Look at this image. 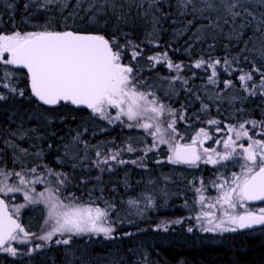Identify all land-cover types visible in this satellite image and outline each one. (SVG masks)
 Returning <instances> with one entry per match:
<instances>
[{
	"label": "snow or ice",
	"instance_id": "1",
	"mask_svg": "<svg viewBox=\"0 0 264 264\" xmlns=\"http://www.w3.org/2000/svg\"><path fill=\"white\" fill-rule=\"evenodd\" d=\"M199 2L202 7H197L195 0H178L181 8L187 10L191 6L193 12L208 19L209 29L223 31L224 25H230L229 38L238 39L245 30L252 29L253 35L258 34L257 39L260 41L256 51L264 61V0ZM158 3L159 0H124L122 4H118L117 0H88L84 11L90 14L88 21L92 24L97 23L98 18L108 11L115 16L118 23H126L128 16L122 11L125 4L129 9L135 6L141 10L142 16L147 17L150 12L159 10L154 7ZM83 4L84 0H76L77 8ZM253 4L261 9L258 15L252 9ZM8 7L12 5L9 4ZM24 7H35L38 12L55 9L63 13L69 5L66 0H30ZM206 13L208 15L205 16ZM76 14L73 10L72 15ZM157 22L153 17V23ZM142 53L141 46L131 40L121 44L115 36L106 38L99 32H81L68 27L57 30L49 24L32 31L13 30L11 33H0V90H6L0 91V101H7L10 97H26L38 105L50 108L71 105L77 109H87L93 117L106 121L109 125L115 126L118 123L130 130H141L143 138L135 143L129 138L121 146H115L114 142H111L114 145L112 148L95 146L96 159L92 164L101 173L112 171L116 165L129 163L147 168L145 160L150 158L149 153L160 154L162 148L166 149V159H156L158 164L166 162L198 168L201 163L216 167L235 161L240 168L239 173L232 172L229 178L218 169L216 179L211 182L218 190L217 196H205V182L199 181L201 186L195 187L198 197L196 202L201 209L208 208L210 211H201L193 218L199 222L197 226L203 232L223 234L254 228L264 229V207L258 211L248 210L246 207L250 202L264 201V120L249 119L235 125L219 127L221 121L211 119L207 123L210 128L216 126L215 132L227 130L223 139L213 140L209 129L202 127L190 142H182L184 137L179 132L177 123L186 119L183 109L177 110L165 104L139 74L137 66L128 62L129 57L131 61H136ZM147 59L154 62L153 66L163 63L169 71H175L176 75L173 77L164 78L171 84L177 81L188 83L180 75L183 66L169 59L167 52L149 55ZM237 63V60H229L227 57L223 60L199 58L193 67L204 71L210 69L208 82L213 85L218 83V69L228 75L237 71L236 79L244 93L248 96L264 97V64L260 67L253 64L249 71H245L234 68L233 65ZM21 73L26 78L27 92L25 88L18 86ZM223 84L225 88L235 86L232 80H224ZM208 107L204 104L202 110L207 111ZM252 129L259 131L252 132ZM29 131L36 130L25 129L21 124L10 135L23 140ZM149 137L150 141L145 139ZM208 140L222 145L223 151L211 146L204 147ZM5 143L12 149L14 166L9 169L0 157V196L22 193L28 204L44 203L47 218L44 220L46 227L42 229V234L27 231L9 214L6 201L0 198V251L16 257L18 250L9 242L30 244L32 238L43 242L35 245V249L50 243L70 245L74 237L80 236H103L106 240L117 238L114 235L117 231L115 222L111 220L115 205L111 201H104L101 205L90 199L85 203L75 193H65L71 182L66 173L47 164L28 165L27 157L32 155L28 148L21 147L12 140ZM80 143L77 134L71 144L65 145V155L76 159L73 153ZM84 147L87 148L88 145L85 143ZM125 152H139L141 155L136 159H124ZM34 155L40 158L42 153L36 152ZM164 179L167 180L168 177ZM38 184L45 186L43 191H36L35 186ZM141 198L146 201L145 207L154 203L151 195L142 194ZM139 203V199L127 201L132 208H138ZM23 207L24 204L19 205L16 211ZM237 209L245 210L240 212ZM173 223L183 221L177 220ZM157 230H160L159 226ZM163 230L167 231V227ZM193 230L192 226L187 228L190 233ZM123 235L130 236L132 233ZM54 237L63 238L53 240ZM123 260V257H118L113 264H121Z\"/></svg>",
	"mask_w": 264,
	"mask_h": 264
},
{
	"label": "trees",
	"instance_id": "2",
	"mask_svg": "<svg viewBox=\"0 0 264 264\" xmlns=\"http://www.w3.org/2000/svg\"><path fill=\"white\" fill-rule=\"evenodd\" d=\"M29 2L30 0H0V33H11L13 30L32 31L38 29L41 25L49 24L50 27L57 30L68 27L81 32H99L105 35L106 38L115 36L123 44L131 40L139 44L143 50L142 55L136 61H131L128 58L129 62L137 67V61H147L144 58L145 56L164 52H167L168 58L174 63H180L183 66V71L180 74L187 79L188 83L184 84V88H178L180 97L178 101L173 103V107L180 108L181 106L185 116L187 114L185 121L189 123V126L190 124L193 128H205L207 126L209 131L216 135L214 130L216 126L210 128L207 123L208 120L221 121L219 127H224L226 124L235 125L240 121L249 119L264 120V97L259 95L248 96L247 93H244L240 88V82L236 79L237 71H233L231 75H228L227 72L218 69V83L209 85L207 82L210 72L197 68L193 70L191 67L199 58L223 60L225 57L229 60L235 59L238 61L237 64L233 65L236 69L249 71L253 64L260 67L264 64L256 51L260 46V41L257 39L258 34L253 35L252 29L245 30L244 34L238 39L235 37L229 38L230 25H224L223 31L209 29L207 27L209 24L208 19L202 17L198 12H193L191 6L187 10L181 8L178 0H159L158 5L154 6L158 7L159 10L150 12L147 17L142 16L140 14L141 10L135 6L129 9L125 4L122 11L128 16L126 23H118L115 16L108 11L103 17L98 18V22L95 24L89 23L88 16L90 14L84 11L87 2H84L82 7L77 8L76 0H66L69 7L64 9L63 13L55 9L49 12H38L35 7L26 9L24 5ZM117 3L122 4L124 0H117ZM9 4L12 7H8ZM195 4L197 7H202L199 0H195ZM252 9L257 15L261 11L256 4L252 5ZM73 10L76 11V15H72ZM206 15L208 14L206 13ZM153 17L158 21L155 24L153 23ZM155 72L159 79L173 74V71L168 73L162 67H157ZM224 80H232L235 86L225 88ZM18 86L25 88L27 92L26 78L22 73L19 76ZM203 87H212L215 90L213 92L222 95L228 91L232 96L231 101L207 102L206 96L202 92ZM153 89L158 96L161 95L157 88ZM182 93L188 95L187 98L183 97ZM204 104L209 106L207 111L202 110ZM195 113L197 117L194 124ZM89 114V111L75 110L69 105L57 108L41 106L26 97H10L7 101H0V157L3 158L9 169L14 166L12 164V149L5 143L7 140H12L13 143L28 148L29 152L32 153L27 157L26 163L28 165L35 163L47 164L58 170L60 165L54 163V160L62 159L65 156V145L70 144L73 138L71 135L75 132L78 134L84 126L86 132L91 131L92 133L90 149L87 151L91 154H94L95 146L98 144H109L105 145V149H107L114 147L111 142L121 141L123 145L129 138L134 143L143 138V135H140L134 129L116 128V126L111 128L110 131H106L105 138H103L99 133L96 134V131L100 132V130L105 129L99 126L98 122L90 121ZM95 122L97 124H94ZM21 124L25 129H35L36 131H29L23 140L11 136L10 133L15 132ZM145 139L149 140V138ZM85 140L83 137V143ZM36 152H41L42 156L37 158L34 155ZM79 152L78 146H76L74 151V155L77 157L75 159L76 163L78 160V163H80ZM137 155L140 156L141 153H131L128 157L123 155V158L134 159ZM149 157L146 163L147 168L125 164L118 165L112 171L103 173L105 175L98 181L90 182L93 187L91 194L101 192L103 202L111 201L115 205V209H120L125 198L133 192H138L139 188L143 186L141 181L144 182L146 177L149 176L154 177V166L159 165L160 168L164 166V163L158 164L155 162L156 159L163 160L166 157L164 151H161L160 154L149 153ZM79 165L76 164V168L80 167ZM16 167L18 168V165ZM76 191L81 193L80 189H76ZM87 197L88 195L85 196V198ZM34 213L36 214L35 220H39L41 213L37 210ZM149 223L150 221L126 223L117 227L114 235H123L127 232H131L132 235H179L180 237L175 238L180 239L179 241H169L165 238L163 239L165 244L156 248L157 251L155 252L162 263L173 264L178 260L185 264H264V229L237 235H226L220 238L210 237L214 242L203 243L202 238L206 237L205 235L194 236L193 240L185 238L184 236L187 235L186 229L182 225H179L178 228H172L173 231L168 233L161 231L153 233L149 229ZM21 225L27 231H35L34 228L31 229L27 226L25 220L21 219ZM181 240L182 242H180ZM70 247H74L73 249H77V251L69 255V260L71 258L76 260L77 257H80L81 261L86 259L89 264H97L100 261L101 254L115 252L114 254L125 255L128 243L122 237L109 244L101 245L94 241L87 243L77 241L71 243ZM80 247L83 250L79 251L85 252V255L79 253L78 249ZM63 250L64 247L56 249L52 247L44 252L43 255L45 256L42 259L38 256L33 260L30 259V264H59L61 258H66ZM142 250H145V248L138 251ZM68 252H71V250ZM49 258L50 260H48Z\"/></svg>",
	"mask_w": 264,
	"mask_h": 264
},
{
	"label": "rangeland",
	"instance_id": "3",
	"mask_svg": "<svg viewBox=\"0 0 264 264\" xmlns=\"http://www.w3.org/2000/svg\"><path fill=\"white\" fill-rule=\"evenodd\" d=\"M84 2L88 3V0H85ZM119 43L123 44L122 41H119ZM162 54V53H156ZM147 61H137L139 74L144 77V79L147 81L148 85H151L152 88H157V91H160V98L165 104L170 105L172 108H174L173 103L175 101H178L180 95H179V89L178 88H184V84L180 81L175 82L174 84H171L169 80H165L164 78L160 77L157 78V74L155 72V69L157 67H162L166 72L170 73L169 69L165 66V64H156L153 66L152 61H149L147 57H144ZM130 60V57H129ZM128 60V62H129ZM193 70L195 67L191 65ZM211 70L209 69L208 72ZM171 74L173 77L176 75L175 71ZM169 75V74H168ZM181 75V74H180ZM209 85V82H207ZM212 87H203L202 92L206 96V101L210 103H220V101H231V94L226 91L224 95L216 92ZM183 95L185 93H182ZM188 96V95H187ZM184 95L183 97H186ZM219 96V98H218ZM183 99V98H182ZM177 110H181L180 108H174ZM185 114V113H184ZM91 119L90 121H96L99 123V126H102L105 130L96 131V134L99 133V135L103 136L105 138L106 131H110L111 128H114L113 125H109L106 121L100 120L96 117H93L91 114H89ZM187 116V114H186ZM196 113L194 118V124L196 120ZM94 119V120H92ZM94 124H97V123ZM93 123V122H92ZM233 125V124H232ZM116 128H124L120 126L118 123L115 124ZM177 128L181 135L184 137V141L182 142H190L191 138L196 135V133L199 131L200 128H193L192 124L187 123L184 121H178ZM206 129H209L207 126ZM125 129V128H124ZM118 130V129H116ZM140 135H143V132L141 130H136ZM259 131V129H252V132ZM211 132V131H210ZM216 135L211 132L213 136V140L215 139H223L227 135V130L225 129L223 132L217 133ZM77 133H73L71 136L74 137ZM79 139L81 141V144L78 145L79 149V156L81 157L80 163L79 160L76 163L75 159L71 158V156H64L62 159H56L54 160V163L59 164L60 168L57 171H61L66 173L70 178V183L68 187L65 189V193L72 192L75 193L76 196L80 197L81 200H83L85 203H87L90 199L96 201V203L103 205V201L101 198L103 197L101 192H96V194H91V190L93 187L91 186V181H98L100 178L103 177V173H107L108 171H105L103 173L99 172V170L92 164V161L96 159L95 152L94 154H91L89 151L90 145H91V139H92V133L91 131L86 132L85 126L82 127L81 131L78 133ZM83 137L86 139L83 143ZM259 138V137H257ZM150 140V137H149ZM213 140H208L204 147H213L216 148L218 151H223L222 145H217L213 142ZM70 141V140H69ZM73 142V138L70 141V144ZM87 144L88 147L85 148L84 144ZM245 143H247L245 141ZM100 145V144H98ZM109 144L103 143L101 146H105ZM115 146L122 145L121 141H118L114 143ZM92 148V146H91ZM161 151H164L166 153V149L162 148ZM62 153H64L62 151ZM65 154V153H64ZM74 154V153H73ZM134 154V153H133ZM125 157H128L131 155V153L125 152L123 154ZM35 157V156H31ZM139 155L135 156L134 159L138 158ZM90 159V160H89ZM166 157H164L163 160H165ZM148 160V159H147ZM147 160H145V163H147ZM88 164H87V163ZM76 164H80L78 168H76ZM131 164V163H129ZM125 165V164H124ZM116 165L115 167H117ZM62 167V168H61ZM114 168V167H113ZM218 169L220 172H223L225 177H231L232 172L239 173L240 168L236 164L235 161H228L225 162L223 166L218 165L216 167H213L212 165H206L201 163L198 168H187L183 165H172L168 163H164V166L160 168L159 165H156L153 167V170L155 171L154 177H146L145 181H141L142 185L138 192H133L130 195H128L124 202L122 203V206H120V209H115V211L112 213L111 220L115 222V227H120L126 223L131 222H149V229L151 232H157L161 231L163 233H168L170 231H173L172 228H178L179 225H183V228H186L185 231H187V228L189 226L193 227V232H188L190 235H183L185 238H194V236H200L205 235L206 237L202 238L203 243H209L214 242L210 237L213 238H220L224 237L226 235H237L242 232H235V233H212V232H203L200 230V228L197 226L198 221H196L193 217H195L199 212L201 211H210L208 208L201 209V206L199 203H197V194L195 192V187H200L199 181L203 180L205 182V187L207 190L203 193L207 197H215L217 196L218 190L212 186L211 182L216 179L218 174ZM99 177V179H97ZM168 177L167 180L164 178ZM151 181V183H149ZM11 183V181H9ZM100 186V185H99ZM36 191L40 192L44 190V185L38 184L35 186ZM76 189H80L81 193H77ZM96 190V189H95ZM151 195L153 197L154 203L151 206L145 207L146 201L143 200L141 197ZM88 195L87 198L85 196ZM9 206V210L11 211V214L17 218L20 222L21 219L25 220V223L27 226L31 229L34 228V232L37 235L42 234V229H44L46 226L44 224V220L47 218V208L45 207L44 203H38V204H28L24 198L22 193H11L8 196H2ZM129 199H139V207L138 208H132L129 207L127 204V201ZM170 202V203H169ZM211 202V200H209ZM24 204L25 207L19 208V211H16V208L19 207V205ZM248 210L258 211L260 208L264 207V204L258 205V206H250L246 205ZM152 209V210H151ZM160 209V210H159ZM35 210H37L39 213H41V218L39 220H35L36 214L34 213ZM245 209H237V211L243 212ZM153 212V213H152ZM218 214V213H217ZM27 215H29L27 217ZM182 220L183 223H173V221ZM159 226L160 230H157ZM167 227V231H164L163 228ZM194 234V235H192ZM117 238L112 240H106L103 238V236H80V237H74L73 242H81V243H87L89 241L97 242L98 245L101 244H109L115 240L124 238V241H127L128 247L126 249V254H114L115 252H111L109 254H101L100 261L97 264H113V261L118 257H123L124 260L121 262V264H170V263H162L159 261L157 254L155 251L158 246L164 245L165 241L163 239H167L169 241H175L180 239H175L180 237L179 235H115ZM57 238H63V237H54L53 240ZM193 240V239H192ZM72 242V243H73ZM182 242V240L180 241ZM42 241L36 240L35 238H32L30 244H22L17 241H11L10 245L15 247L18 250V254L16 257H12L11 255L0 252V264H30V259L33 260L35 257H40L41 259L45 256L43 255L45 251L48 249H51L54 247L61 248L64 247L63 253L65 254V259H60L59 264H89V262L86 259H83L81 261L80 257H77L78 259L74 260L71 258L69 260V255L76 252L74 250V247H70V245H56L55 243H50L42 248L35 249V245L42 244ZM141 248H145V250L138 251ZM35 249V250H33ZM71 252H68L70 251ZM83 250L82 247L78 249ZM117 251V250H116ZM30 252V254H26ZM79 253H82L85 255L86 253L79 251ZM78 253V254H79ZM77 254V253H76ZM77 254V255H78ZM73 256V255H72ZM50 260V258L48 259ZM173 264H185L182 261H176Z\"/></svg>",
	"mask_w": 264,
	"mask_h": 264
},
{
	"label": "water",
	"instance_id": "4",
	"mask_svg": "<svg viewBox=\"0 0 264 264\" xmlns=\"http://www.w3.org/2000/svg\"><path fill=\"white\" fill-rule=\"evenodd\" d=\"M71 108H73V109H75V110H86V111H88L87 109H77V108H75L74 106H71V105H69ZM46 107H48V106H46ZM1 198V197H0ZM262 204H264V201H253V202H250V203H248V205H250V206H258V205H262ZM9 212V211H8ZM9 214H10V212H9ZM14 218V217H13ZM14 219H16V218H14ZM17 220V219H16ZM17 222L18 223H20L18 220H17ZM261 228H254V229H246V230H240V232H244V233H247V232H252V231H257V230H260Z\"/></svg>",
	"mask_w": 264,
	"mask_h": 264
},
{
	"label": "flooded vegetation",
	"instance_id": "5",
	"mask_svg": "<svg viewBox=\"0 0 264 264\" xmlns=\"http://www.w3.org/2000/svg\"><path fill=\"white\" fill-rule=\"evenodd\" d=\"M185 229H186V228H185ZM185 232H186L187 235H189L187 231H185ZM9 243H11V241H10ZM156 250H157V249H156ZM0 252H1V251H0ZM159 261H160V260H159ZM160 262H161V261H160Z\"/></svg>",
	"mask_w": 264,
	"mask_h": 264
},
{
	"label": "bare ground",
	"instance_id": "6",
	"mask_svg": "<svg viewBox=\"0 0 264 264\" xmlns=\"http://www.w3.org/2000/svg\"><path fill=\"white\" fill-rule=\"evenodd\" d=\"M133 169V168H132ZM139 169V168H138ZM140 190V189H139ZM170 203V202H169ZM152 210V209H151ZM160 210V209H159ZM153 213V212H152ZM183 226V225H182ZM178 230V229H177ZM198 243V242H197ZM206 245V244H205ZM210 245V244H209Z\"/></svg>",
	"mask_w": 264,
	"mask_h": 264
}]
</instances>
